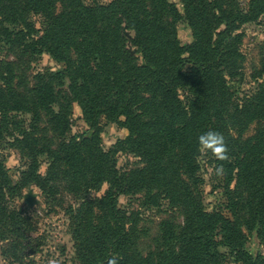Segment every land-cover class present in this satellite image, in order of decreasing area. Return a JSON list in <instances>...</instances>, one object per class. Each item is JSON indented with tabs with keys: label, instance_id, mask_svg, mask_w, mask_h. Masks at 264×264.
<instances>
[{
	"label": "trees",
	"instance_id": "trees-1",
	"mask_svg": "<svg viewBox=\"0 0 264 264\" xmlns=\"http://www.w3.org/2000/svg\"><path fill=\"white\" fill-rule=\"evenodd\" d=\"M178 2L181 11L168 0H0V143L27 163L12 183L0 159L8 264H34L25 259L36 248L31 220L5 199L30 185L61 207L77 264H107L113 255L119 264H264L247 251L245 233L264 241V59L250 74L254 90L238 89L242 28L264 21V0L245 8L239 0ZM181 21L191 32L186 46L177 39ZM41 55L62 67L31 75ZM73 105L90 137L69 136ZM101 120L128 133L107 152ZM252 125L255 134L243 137ZM209 130L229 148L228 160H214L228 217L202 205L197 137ZM123 151L138 162L119 172ZM121 196L163 216L145 249L149 232L137 210L119 207Z\"/></svg>",
	"mask_w": 264,
	"mask_h": 264
},
{
	"label": "rangeland",
	"instance_id": "rangeland-1",
	"mask_svg": "<svg viewBox=\"0 0 264 264\" xmlns=\"http://www.w3.org/2000/svg\"><path fill=\"white\" fill-rule=\"evenodd\" d=\"M84 4H90L92 0H82ZM99 5H107L112 0H94ZM174 4L180 11L181 5L178 0H168ZM240 5L245 8L247 0H239ZM39 26V25H38ZM244 33L241 52L244 56V80L238 85L241 96L252 92L255 88L254 82L250 79L252 70H258L260 62L264 59V49L262 43L264 42V21L259 23L247 25L242 28ZM129 39L131 34L124 33ZM176 34L178 42L181 46H186L191 43V32L184 21L176 25ZM134 54V50L130 49ZM5 58V53L0 54V59ZM141 63V61H139ZM62 66L53 62L47 55H41L40 58L30 65L29 73L34 75L44 70L57 71ZM264 79V78H263ZM100 147L107 152L113 148L117 141L124 140L128 133L125 129L109 121L101 120L100 122ZM255 126L252 125L244 133L243 137L249 138L255 134ZM69 136H85L90 137L91 132L84 124L80 110L73 105V111L70 121ZM9 142V141H8ZM7 141L0 143V159L7 170V175L12 183H16L19 179L21 171L25 170L27 163L22 155L15 149L9 146ZM200 169L198 177L202 180L200 186V194L202 205L208 212L221 211L222 214L228 217V213L224 210L226 198L224 197V179L222 175L215 173L216 164L215 158L209 153L205 155L202 151L200 154ZM42 166L39 170L43 173L47 162L45 158H41ZM138 160L132 154L125 151L118 152L115 157V168L121 172L131 165L137 163ZM104 189L101 191L103 192ZM5 195H11L5 194ZM139 198V197H136ZM132 197H119L118 205L125 212L130 210H137L140 214L139 226L149 232L146 239L142 240L141 249L148 246L151 238L157 234L156 225L163 218L162 215L155 209H146L140 205V202ZM8 206L19 212L23 217L29 218L32 224L33 231L30 237L34 240L36 245L35 250L31 247L25 254V259L32 261L34 264H77L74 258L73 242L70 237V231L67 220L63 215L61 207L53 206L46 203L41 197L40 192L33 185H30L19 191L17 197H7ZM66 203H70L66 199ZM166 203H162L161 209L166 208ZM246 249L252 257L257 255L264 256V241L261 242L254 232L247 233ZM1 248V243H0ZM1 253V252H0ZM0 264H8V262L1 257ZM231 264V263H229Z\"/></svg>",
	"mask_w": 264,
	"mask_h": 264
},
{
	"label": "clouds",
	"instance_id": "clouds-1",
	"mask_svg": "<svg viewBox=\"0 0 264 264\" xmlns=\"http://www.w3.org/2000/svg\"><path fill=\"white\" fill-rule=\"evenodd\" d=\"M197 143L199 150L205 155L211 154L215 159L219 161H226L229 159V148L224 135L221 132L209 130L197 137ZM217 175L223 174V167L217 166L215 169ZM122 257L113 255L108 258L107 264H119V260ZM55 264V262H53Z\"/></svg>",
	"mask_w": 264,
	"mask_h": 264
}]
</instances>
